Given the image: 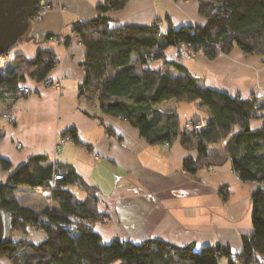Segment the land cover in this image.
I'll return each instance as SVG.
<instances>
[{
	"label": "trees",
	"instance_id": "obj_1",
	"mask_svg": "<svg viewBox=\"0 0 264 264\" xmlns=\"http://www.w3.org/2000/svg\"><path fill=\"white\" fill-rule=\"evenodd\" d=\"M128 1L105 0L98 6V16L73 23L72 31L85 48V76L79 95L96 101L104 114L130 122L150 144H171L180 138L185 147L195 148L197 157L183 160V171L189 175L231 158L242 181L257 183L251 195L253 232L242 235L240 253L222 243L201 251L156 239L134 242L116 237L104 243L95 230L97 223L106 221V214L98 207L97 190L72 164L43 154L13 169L9 160L0 158V166L11 170L0 182V210L12 214V231L9 240L0 245V258L9 264L264 263V122L255 128L251 125L253 119L264 118V98L256 93L233 96L205 87L179 59L164 61L179 72L177 76L154 65L167 57L170 48L177 50L179 58L185 51L190 58L202 55L210 61L235 47L246 55L264 57V0H197L205 23L170 26L166 31H162L158 20L150 25L112 28L106 13L123 8ZM52 37L64 38L65 44L71 39L70 35L48 33L44 40ZM31 40L36 41L30 36L17 43ZM5 55L8 60L0 63V103L6 102L7 107L28 96L19 91L20 85L29 86L28 80L45 81L59 63L58 56L49 50H39L33 58L11 51ZM169 101L198 102L210 119L203 124L194 119L181 121L175 111L161 114L158 107ZM188 121L202 127H187ZM4 134L0 122V140ZM63 135L82 144L76 128ZM222 141L227 155L212 156L209 146ZM56 174L62 177L52 188ZM74 187L85 196L79 197ZM25 188L50 194L51 205L38 210L24 203L21 192ZM219 192L227 200L226 187ZM38 229L45 232L46 238L30 239L28 235Z\"/></svg>",
	"mask_w": 264,
	"mask_h": 264
},
{
	"label": "crops",
	"instance_id": "obj_2",
	"mask_svg": "<svg viewBox=\"0 0 264 264\" xmlns=\"http://www.w3.org/2000/svg\"><path fill=\"white\" fill-rule=\"evenodd\" d=\"M46 1L47 13L41 20H34L31 36L36 41L19 42L11 53L33 58L39 50H49L58 56L59 63L45 81L28 80L35 91L12 104L13 121L1 117L9 107L6 102L0 103L5 132L0 140V158L9 160L13 169L43 154L72 164L97 190L98 207L106 214V221L97 223L95 230L104 243L116 237L134 242L156 239L192 246L196 251L222 243L240 253L242 235L253 232L251 195L257 183L238 178L229 157L222 164L189 175L183 171V160L197 157L195 148L185 147L180 138L171 144H150L130 122L104 114L96 101L80 96L85 48L72 34V25L98 16V6L105 0ZM106 15L112 28L150 25L158 20L166 31L170 26L205 23L197 0H129L123 8ZM48 33L70 35L71 39L69 44L58 37L44 40ZM178 59L205 87L242 97L264 91L261 55H246L235 47L210 61L202 55L179 58L177 50L170 48L167 57L154 65L177 76L179 72L164 61ZM158 111H175L181 121L194 119L206 124L210 119L198 102L169 101ZM70 128H76L82 144L71 139L58 152L60 137ZM209 152L212 156L227 155L225 141L210 145ZM10 172L0 166V182ZM223 186L228 191L227 200L219 192ZM35 232L38 241L46 238L43 230ZM7 262L0 258V264Z\"/></svg>",
	"mask_w": 264,
	"mask_h": 264
},
{
	"label": "water",
	"instance_id": "obj_3",
	"mask_svg": "<svg viewBox=\"0 0 264 264\" xmlns=\"http://www.w3.org/2000/svg\"><path fill=\"white\" fill-rule=\"evenodd\" d=\"M40 0H0V54L10 52L19 40L31 36ZM12 231V214L0 210V245Z\"/></svg>",
	"mask_w": 264,
	"mask_h": 264
},
{
	"label": "built area",
	"instance_id": "obj_4",
	"mask_svg": "<svg viewBox=\"0 0 264 264\" xmlns=\"http://www.w3.org/2000/svg\"><path fill=\"white\" fill-rule=\"evenodd\" d=\"M37 7H38V10H37V12H35L34 20H41L43 18V16L47 13L49 6H48V3L46 0H40V2L37 4ZM72 34L75 35L74 33H72ZM9 57H10V55H9ZM181 57L190 58V56L185 51H181ZM7 60H8V58L5 55V53L0 54V63L1 64L6 63ZM19 91L23 94L31 95L34 92V89L27 86V85H20ZM2 116L6 119H9V120L14 119V113L9 108H7L3 111ZM118 118H120V117H118ZM193 123L194 122H192V121H188L186 123V126L187 127H195L196 129H200L202 127L201 124H193ZM69 140H71V137L69 135H62L60 137V140H59L58 145H57V151L60 152L63 149V145L66 142H68ZM61 177H62L61 175H58V174L55 175L54 180L51 183L52 188L57 186L56 179H59Z\"/></svg>",
	"mask_w": 264,
	"mask_h": 264
},
{
	"label": "rangeland",
	"instance_id": "obj_5",
	"mask_svg": "<svg viewBox=\"0 0 264 264\" xmlns=\"http://www.w3.org/2000/svg\"><path fill=\"white\" fill-rule=\"evenodd\" d=\"M72 33H75V32L72 31ZM181 58H184V57H181ZM185 59H187V58H185ZM260 93H261L260 96H262L264 98V91H260ZM2 106L3 105L0 104V108ZM5 109H7V108H5ZM9 109H11L13 111L12 108L9 107ZM3 111H2V113H3ZM2 113H1V117L4 120L10 121V122L14 120V119L9 120V119L4 118L2 116ZM13 113H14V111H13ZM14 118H15V114H14ZM262 122H264V118L263 119L255 118V119L252 120L251 125H252V127L255 128V127H258V126L262 125L263 124ZM74 190H75V192L77 193V195L79 197H84L85 196V193L83 191L78 190L77 188H75ZM21 193H22L21 194V197H22L21 200L24 203L29 204V205H31L32 207H34L35 209H38V210L43 209L46 206L51 205V203H52L50 194L48 195V193H46L45 191H41V190L35 189L33 191L32 190H30V191L27 190V191H23ZM37 234H38V232H33L32 231L28 236H29L30 239L38 241V237H37L38 235ZM225 263L226 262H224L223 264H225ZM5 264H9V262H7ZM262 264H264V263H262Z\"/></svg>",
	"mask_w": 264,
	"mask_h": 264
}]
</instances>
